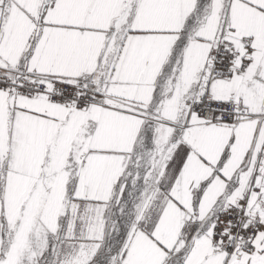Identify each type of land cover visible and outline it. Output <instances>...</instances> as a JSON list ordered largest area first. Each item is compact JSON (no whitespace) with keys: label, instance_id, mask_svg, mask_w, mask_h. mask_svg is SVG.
<instances>
[{"label":"snow or ice","instance_id":"obj_1","mask_svg":"<svg viewBox=\"0 0 264 264\" xmlns=\"http://www.w3.org/2000/svg\"><path fill=\"white\" fill-rule=\"evenodd\" d=\"M0 264H264V0H0Z\"/></svg>","mask_w":264,"mask_h":264}]
</instances>
